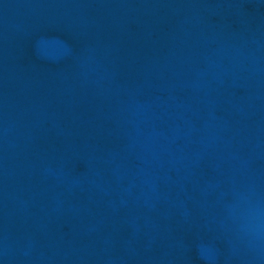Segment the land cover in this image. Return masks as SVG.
Instances as JSON below:
<instances>
[{
	"label": "water",
	"instance_id": "95a60500",
	"mask_svg": "<svg viewBox=\"0 0 264 264\" xmlns=\"http://www.w3.org/2000/svg\"><path fill=\"white\" fill-rule=\"evenodd\" d=\"M264 0H0V264H264Z\"/></svg>",
	"mask_w": 264,
	"mask_h": 264
},
{
	"label": "clouds",
	"instance_id": "9594fccd",
	"mask_svg": "<svg viewBox=\"0 0 264 264\" xmlns=\"http://www.w3.org/2000/svg\"><path fill=\"white\" fill-rule=\"evenodd\" d=\"M254 227L257 229V231H264V221H261V220L258 219L255 222Z\"/></svg>",
	"mask_w": 264,
	"mask_h": 264
}]
</instances>
